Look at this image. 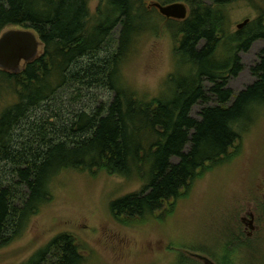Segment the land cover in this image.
I'll return each instance as SVG.
<instances>
[{"label":"trees","instance_id":"trees-1","mask_svg":"<svg viewBox=\"0 0 264 264\" xmlns=\"http://www.w3.org/2000/svg\"><path fill=\"white\" fill-rule=\"evenodd\" d=\"M93 1L0 0V36L9 27L30 30L43 46L21 72L0 70V92L11 100L0 112V246L23 234L65 171L142 183L111 204L115 217L163 211L228 160L240 121L264 104V51L254 84L238 95L225 89L242 70L237 53L264 42L263 18L228 33L224 7L239 0H96L92 12ZM152 2L185 3L189 15L167 19ZM159 18L176 37L175 68L160 96L147 99L123 67ZM208 94L218 105L192 118ZM82 262L74 240L61 235L27 264Z\"/></svg>","mask_w":264,"mask_h":264},{"label":"rangeland","instance_id":"rangeland-1","mask_svg":"<svg viewBox=\"0 0 264 264\" xmlns=\"http://www.w3.org/2000/svg\"><path fill=\"white\" fill-rule=\"evenodd\" d=\"M97 6L93 1L92 12ZM224 9L228 33L247 19H264V0H239ZM167 21L159 18L156 29L139 38L123 67L128 83L147 99L160 96L175 68L176 37ZM11 30L22 29L9 27L1 36ZM252 47L241 59L236 93L255 82L250 74L260 64L263 40ZM209 97L192 108V118L200 120L204 108L218 105ZM8 101L0 92V112ZM237 129L240 138L228 160L201 173L175 203L145 217L118 218L110 208L140 192L142 183L103 172H63L23 234L0 246V264H27L61 235L74 240L82 264H264V104L253 105Z\"/></svg>","mask_w":264,"mask_h":264},{"label":"water","instance_id":"water-1","mask_svg":"<svg viewBox=\"0 0 264 264\" xmlns=\"http://www.w3.org/2000/svg\"><path fill=\"white\" fill-rule=\"evenodd\" d=\"M167 19L184 21L189 15L188 6L182 2L163 5L158 2L150 4ZM250 20L238 25L242 29ZM41 41L30 30H11L0 37V69L14 73L23 70L24 65L38 58Z\"/></svg>","mask_w":264,"mask_h":264},{"label":"flooded vegetation","instance_id":"flooded-vegetation-1","mask_svg":"<svg viewBox=\"0 0 264 264\" xmlns=\"http://www.w3.org/2000/svg\"><path fill=\"white\" fill-rule=\"evenodd\" d=\"M251 23V22H250ZM249 23V24H250ZM248 24V25H249ZM247 26V25H246ZM245 26V27H246ZM238 27V26H237ZM244 28H242V29H239V28H237V31L235 32V33H238V32H241L242 30H243ZM258 41V40H257ZM257 41H255L253 44H252V46H254V44L257 42ZM251 46V48H253ZM251 48H250V50H251ZM250 50L249 51H247V52H243V51H241V52H238L237 53V55H238V57L240 58V60L243 58V56H247V54L250 52ZM242 61V60H241ZM241 73V72H240ZM240 73L238 74V75H236V76H232V77H230L229 78V80L227 81V85H226V87H225V89H229V90H231V91H233V93L235 94V95H238L239 93H241V92H243V91H245V90H243V91H240L239 93H236L235 91H234V88H235V86H237V84L235 83L238 79H239V77H240ZM250 78H252L253 80H252V82H256V77L254 76V73H252L251 72V74H250ZM232 80V81H231ZM254 82V83H255ZM230 83H232V86H231V84ZM253 83V84H254ZM251 86V85H250ZM211 97H209V100H211V101H218V97H217V95L216 94H214V95H210ZM251 217H252V219L253 220H251V221H249L248 222V224H249V226H250V228H254V218H253V215H251ZM243 222H247V220L246 219H243Z\"/></svg>","mask_w":264,"mask_h":264},{"label":"bare ground","instance_id":"bare-ground-1","mask_svg":"<svg viewBox=\"0 0 264 264\" xmlns=\"http://www.w3.org/2000/svg\"><path fill=\"white\" fill-rule=\"evenodd\" d=\"M248 20V19H247ZM238 28V27H237ZM244 28V27H243Z\"/></svg>","mask_w":264,"mask_h":264}]
</instances>
